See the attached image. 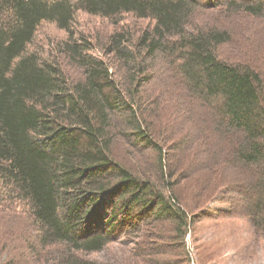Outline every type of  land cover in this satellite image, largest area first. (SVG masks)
<instances>
[{
  "label": "trees",
  "instance_id": "16d2710c",
  "mask_svg": "<svg viewBox=\"0 0 264 264\" xmlns=\"http://www.w3.org/2000/svg\"><path fill=\"white\" fill-rule=\"evenodd\" d=\"M80 10L108 19L110 33L80 29ZM123 14L153 24L119 26ZM228 14L247 17L220 22ZM262 20V0H0V264H21L11 248L32 234L25 218L39 264H99L86 253L124 236L144 254L172 241L185 261L181 237L201 199L179 187L192 171L179 158L202 132L178 134L167 108L187 96L213 117L222 149L210 162L252 176L243 215L264 237V32L253 34ZM45 21L65 31L50 57L30 49ZM233 44L240 52L225 50ZM159 79L185 88L177 103L149 88Z\"/></svg>",
  "mask_w": 264,
  "mask_h": 264
},
{
  "label": "rangeland",
  "instance_id": "374dc122",
  "mask_svg": "<svg viewBox=\"0 0 264 264\" xmlns=\"http://www.w3.org/2000/svg\"><path fill=\"white\" fill-rule=\"evenodd\" d=\"M256 1L259 0H247L250 3H255ZM206 8L207 6H204L201 10ZM229 15L223 17L220 22L227 24L234 22L236 24L240 23L237 22L238 19L247 17L245 15L229 17ZM75 16L78 26L82 30L87 28L86 31H88L89 27L94 28L96 26L100 27L102 32L110 33L112 30L111 22L108 19L90 16V14L81 10L76 12ZM199 16L202 19H209L206 14L198 13L197 17ZM215 18L218 19L216 13ZM118 20H121L119 26L127 23L133 27L153 24V20L138 19L132 14H123ZM262 21L264 23V20ZM256 23L259 26L257 33L253 34L261 37L264 32V26L262 25L261 27V21ZM247 25L249 23L246 24L244 29H248ZM64 35V30L58 28L54 23L45 21L38 27L34 43L30 46V49L40 50L42 55L50 57L53 55L52 41ZM92 42L93 51L101 55L100 47L95 41L92 40ZM225 50L240 52L239 48L234 44L227 45ZM154 64L156 70L154 78L156 79L160 76V70L166 63L163 59L158 58ZM160 79L159 82L156 80L149 83V88L160 89L159 87H162L163 91L166 92L167 98L173 101L174 104L177 103L179 101L178 97L185 88H175L173 79L167 83H161L162 79ZM182 104L183 106H180L178 111L175 110L173 105L172 108L170 106L167 108L169 114L175 113L173 115V123H175L174 127H176L177 133L182 132L183 134L181 135H184L195 131V129L198 130V128L202 132L199 133L201 136L196 138V141L185 147L179 158L181 170L186 166H192L191 174L180 179L179 187L182 188L183 185L184 188L191 189L196 198L201 199V204H198L199 206L193 210L195 214L194 224L181 237V243L184 245L187 259L177 262L179 256L175 253L179 250L172 241L158 240L157 244L165 247L153 248L151 252L145 251L146 254H144V252H140L139 247L134 245L133 241H131L132 237L129 236L120 238L117 242L109 244L100 251L86 253L88 258L97 261L99 264H160L155 257H161L162 255L168 258V261H164L162 264H264V237L255 232L250 220L243 215L247 209V203L254 197L249 188L250 183L253 181L252 176L247 170H238L233 165L224 169V165L221 162H210L212 161L210 160L212 158L210 150L216 151L220 147L222 149V143L218 141L217 135H211L209 132V128L213 127V117L209 114V110L205 105L195 104L194 100L188 99V96ZM193 104L196 105L195 108H191ZM140 151L142 152V150L133 151L131 159L134 161L138 160L141 154ZM144 151L151 155L155 154V151L151 148ZM220 169H223L221 174L217 172ZM180 188L179 192L182 196L183 192ZM219 190L220 193L218 192ZM28 220L30 221L29 227L26 224ZM154 223L156 228L159 227L157 222ZM24 225L32 234L26 235L24 246L22 245V239H20L15 248H11L13 257L16 261L20 260L21 264H24L25 260L39 264L41 256L39 255L38 257L37 253L33 254V251L29 249V243L35 240V232L33 231H35L36 227L32 224L31 218H25ZM157 232L159 231L157 230ZM140 234L138 237L139 240H142L144 236ZM60 247L62 246L60 245ZM22 252L26 253V255H23Z\"/></svg>",
  "mask_w": 264,
  "mask_h": 264
}]
</instances>
